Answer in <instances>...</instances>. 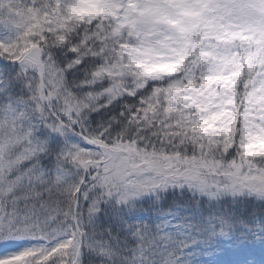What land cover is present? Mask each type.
<instances>
[{
	"label": "snow or ice",
	"instance_id": "1",
	"mask_svg": "<svg viewBox=\"0 0 264 264\" xmlns=\"http://www.w3.org/2000/svg\"><path fill=\"white\" fill-rule=\"evenodd\" d=\"M0 264H264V0H0Z\"/></svg>",
	"mask_w": 264,
	"mask_h": 264
}]
</instances>
